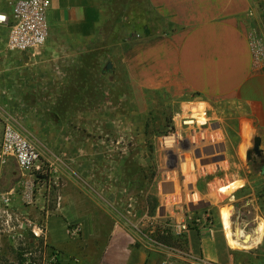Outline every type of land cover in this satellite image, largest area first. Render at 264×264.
Returning <instances> with one entry per match:
<instances>
[{
    "label": "rangeland",
    "instance_id": "rangeland-1",
    "mask_svg": "<svg viewBox=\"0 0 264 264\" xmlns=\"http://www.w3.org/2000/svg\"><path fill=\"white\" fill-rule=\"evenodd\" d=\"M102 2L103 21L76 60L64 53L58 57L59 63L69 61L63 93L56 100L50 89L29 94L34 116L25 123L20 118V128L55 169L61 188H71L81 204L103 205L118 219L136 215L143 231L156 226L160 191L182 181L177 169L228 165L241 175L234 182L240 185L216 192L214 208L217 214L231 209L235 229L254 233L264 226V129L243 119L245 108L235 99L205 98L181 85L138 87L126 70L127 49L163 32L165 22L148 0ZM245 26L263 67L264 0L247 15ZM217 142L224 153H218ZM233 190L234 201L228 199ZM252 190L253 201L246 196ZM252 248L264 264V235Z\"/></svg>",
    "mask_w": 264,
    "mask_h": 264
},
{
    "label": "crops",
    "instance_id": "crops-1",
    "mask_svg": "<svg viewBox=\"0 0 264 264\" xmlns=\"http://www.w3.org/2000/svg\"><path fill=\"white\" fill-rule=\"evenodd\" d=\"M148 1L165 24L163 32L130 44L125 66L131 80L143 89H175L181 85L205 98L235 99L245 108L243 119L264 129V66L256 62L255 47L245 26L247 15L256 9L259 0ZM104 12L102 0H51V35L34 52L8 51L0 29L2 189L14 186L18 177L15 160H2L4 123L18 124L20 118L23 122L33 118L35 107L27 104L32 101L29 94L50 89L55 100L61 96L67 76L63 71L69 61L59 63L58 57L64 53L75 61L80 47L103 21ZM72 191L62 186L60 205L54 208L47 225L50 241L62 252V264H187L181 252L192 259H202V264L260 263L252 247L262 239L248 245L240 240V244L234 243L227 220L229 210L226 214L225 208L219 214L227 234L218 225L192 229L167 242L156 233L159 220L157 227L143 231L141 218L136 215H121L118 219L95 201L79 203ZM254 193L252 190L246 196L253 201ZM161 212L157 210L156 216ZM74 229L78 230L76 234ZM15 260L9 242L0 240V264H15Z\"/></svg>",
    "mask_w": 264,
    "mask_h": 264
},
{
    "label": "built area",
    "instance_id": "built-area-1",
    "mask_svg": "<svg viewBox=\"0 0 264 264\" xmlns=\"http://www.w3.org/2000/svg\"><path fill=\"white\" fill-rule=\"evenodd\" d=\"M50 7L51 0H0V29L5 48L18 53L42 48L51 35ZM214 146L218 153H224L222 142ZM1 152L4 163L9 158L15 160L18 177L11 188L0 187V240L9 242L16 255L15 264H62V252L50 241L47 226L49 216L61 201V183L55 169L16 121L4 123ZM220 164L212 163L213 168L205 171L196 170L194 165L187 170L177 169L182 181L176 187L160 191L157 198V210L162 211L155 216V221H160L156 229L159 236L171 234L179 239L192 229L218 225L227 234V227L214 208L219 199L216 203L213 197L241 180V175ZM233 197L234 190L228 199ZM73 232L76 234L78 230ZM180 255L187 264H202L200 258L192 259L182 252Z\"/></svg>",
    "mask_w": 264,
    "mask_h": 264
},
{
    "label": "bare ground",
    "instance_id": "bare-ground-1",
    "mask_svg": "<svg viewBox=\"0 0 264 264\" xmlns=\"http://www.w3.org/2000/svg\"><path fill=\"white\" fill-rule=\"evenodd\" d=\"M197 108H199L198 106H197ZM194 109V108H193ZM201 109V108H200ZM200 112V111H199ZM198 113V112H197ZM169 141V140H168ZM170 144V143H169ZM223 163V162H222ZM219 218H220V214H219ZM225 219H226V217H225ZM227 220H229L228 221V223H231V225H232V222L234 221V223H235V219H233V215H232V212H231V209L229 210V214H228V216H227ZM220 221H221V218H220ZM230 225V224H229ZM230 225V226H231ZM231 235H232V239H233V242L234 243H236V244H240V241L243 243V244H245V245H248V244H250L251 242H255V243H259V241H261V239H262V237H263V234H264V226L261 224V225H259L258 227H257V229L255 230V232L254 233H251V234H243V235H245V238L244 237H242V236H240V234H241V231L240 230H237V229H235V226H234V229L232 228L231 229ZM235 235L236 236H238V238L237 237H235ZM240 240V241H239Z\"/></svg>",
    "mask_w": 264,
    "mask_h": 264
},
{
    "label": "trees",
    "instance_id": "trees-1",
    "mask_svg": "<svg viewBox=\"0 0 264 264\" xmlns=\"http://www.w3.org/2000/svg\"><path fill=\"white\" fill-rule=\"evenodd\" d=\"M163 238L168 242L171 238H175V237H174V235L170 234V235H167V236H163Z\"/></svg>",
    "mask_w": 264,
    "mask_h": 264
},
{
    "label": "water",
    "instance_id": "water-1",
    "mask_svg": "<svg viewBox=\"0 0 264 264\" xmlns=\"http://www.w3.org/2000/svg\"><path fill=\"white\" fill-rule=\"evenodd\" d=\"M111 66H112V63L109 62L108 65H107V68L109 69V68H111Z\"/></svg>",
    "mask_w": 264,
    "mask_h": 264
}]
</instances>
